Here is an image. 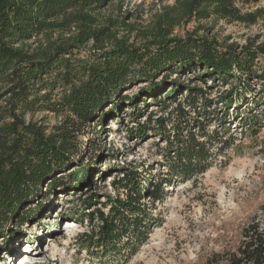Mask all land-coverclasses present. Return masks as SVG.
<instances>
[{
    "label": "trees",
    "instance_id": "1",
    "mask_svg": "<svg viewBox=\"0 0 264 264\" xmlns=\"http://www.w3.org/2000/svg\"><path fill=\"white\" fill-rule=\"evenodd\" d=\"M263 1L177 0L155 18L147 35L153 39L138 49L110 35L109 27L97 26L94 12L113 0H0V251L13 252L8 247L20 236L13 234L11 226L17 218L21 225L28 222L35 212L32 202L44 195L45 186L49 191L57 187L78 189L90 182V168L80 167L83 145L78 141L90 123L103 127L124 103L137 121L145 103L140 96L157 98L159 87L154 83L132 98L124 96L134 83L197 69L203 70L199 78L204 84L234 79L242 82L243 76L264 80V71L254 68L264 58V43L237 52L232 46L223 48L213 38L174 35L183 22L192 20L255 24L261 10L245 9ZM73 29L75 35L63 39ZM105 39L114 41L113 48L104 50ZM31 41L35 47L30 46ZM89 41H95L98 50L85 55L82 49ZM173 86L168 99L181 91L180 85ZM185 91L176 110L185 128L179 124L171 133L164 118L150 115L148 119L165 129L160 137L167 143L165 156L171 168L189 178L211 167L212 148L220 138L218 128L210 132L203 124L198 126L199 132L187 130L191 109L199 113L209 102L203 89L186 86ZM221 103L227 109L240 104L237 99ZM39 113L52 114L59 123L49 127L42 119L35 120ZM247 120L255 132L256 117L251 115ZM195 124L198 122L193 127ZM221 144L217 150L222 153L229 144L227 140ZM87 147L90 144L86 143ZM143 181L137 171L124 170L113 183L117 190H123L124 198H110L101 210H92L93 197L84 202L82 221L91 229L77 241L86 251L96 247L102 249L99 256L116 254L122 258L138 250L153 221L141 203L147 196L150 201L163 197L161 186L150 190ZM205 264H264V222L248 224L235 249L215 253Z\"/></svg>",
    "mask_w": 264,
    "mask_h": 264
},
{
    "label": "rangeland",
    "instance_id": "2",
    "mask_svg": "<svg viewBox=\"0 0 264 264\" xmlns=\"http://www.w3.org/2000/svg\"><path fill=\"white\" fill-rule=\"evenodd\" d=\"M176 2L113 0L94 14L98 27H109V34L117 40L143 49L153 39L147 35L155 18ZM260 10L261 17L255 24L192 20L183 22L174 35L213 38L223 48L232 46L237 52L246 46L255 48L264 43V1L245 9V12ZM74 30V34L68 33L63 39L72 38ZM57 36L55 34L54 39ZM105 40L104 50L113 48L114 41ZM29 44L35 47L33 41ZM97 50L95 41H89L82 53L86 55ZM254 68L262 73L264 58ZM202 73L203 70L197 69L168 77L161 74L149 82L138 81L123 95L132 98L148 90L151 83L159 89L155 100L152 95L140 96L145 103H142L137 121L124 103L122 110L103 127L90 123L78 139L83 145L80 167L90 168V182L78 189L57 187L49 191L45 186L44 195L32 202L35 212L28 222L21 225L18 218L14 220L11 230L20 237L9 245L11 254L0 251V264L22 263L23 255L30 264H205L215 253L235 249L248 224L255 220L263 223L264 80H248L243 76L242 82L234 79L229 83L219 80L204 84L199 78ZM173 84L180 85L181 91L175 94V99H168L169 92L175 88ZM186 86L205 90L209 102L199 108V113L191 109L186 117L190 121L187 130L199 132L198 126L203 124L210 132L218 128L220 138L212 148L215 154L211 167L189 178L171 168L165 156L167 143L160 137L165 129L155 122L149 123L148 119L150 115L154 119L164 118L166 130L171 133L179 124L185 128L186 123L176 110L186 96ZM230 99H237L240 104L227 109L221 102ZM251 115L258 121L255 132H252V122L247 120ZM225 118H229V122L225 123ZM41 119L49 127L60 120L52 114L35 115V120ZM194 122H198L195 127ZM187 130L183 129V134ZM223 140H227L229 147L221 153L217 148ZM86 143L90 144L87 149ZM124 170L137 171L150 190L152 186H161L163 197L154 201L148 196L143 199L141 204L148 209L153 221L135 253L130 256L128 252L122 258L116 254L99 256L102 249L94 247L86 251L77 241L80 234L91 229L86 220L82 221L84 202L93 197L92 210H101L110 198L119 195L124 198L123 190H117L113 184ZM153 204L155 207L150 208ZM29 246L33 253L21 250ZM16 259L20 261L15 262Z\"/></svg>",
    "mask_w": 264,
    "mask_h": 264
},
{
    "label": "bare ground",
    "instance_id": "3",
    "mask_svg": "<svg viewBox=\"0 0 264 264\" xmlns=\"http://www.w3.org/2000/svg\"><path fill=\"white\" fill-rule=\"evenodd\" d=\"M69 223V222H68ZM73 225V224H72ZM72 227V226H71ZM33 248H31V246H29L28 248H26V249H23V247L21 248V250H24V252H30V253H33V250H32ZM26 256V255H25ZM25 256L23 255V257H21V261H22V263H20L19 262V264H23L24 263V259H25ZM20 260H18V261H20ZM26 260V259H25ZM26 264H30L29 262H28V259L26 260Z\"/></svg>",
    "mask_w": 264,
    "mask_h": 264
}]
</instances>
